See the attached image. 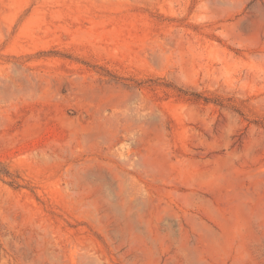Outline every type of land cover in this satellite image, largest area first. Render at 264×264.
<instances>
[{
  "label": "rangeland",
  "instance_id": "1",
  "mask_svg": "<svg viewBox=\"0 0 264 264\" xmlns=\"http://www.w3.org/2000/svg\"><path fill=\"white\" fill-rule=\"evenodd\" d=\"M0 264H264V0H0Z\"/></svg>",
  "mask_w": 264,
  "mask_h": 264
},
{
  "label": "trees",
  "instance_id": "2",
  "mask_svg": "<svg viewBox=\"0 0 264 264\" xmlns=\"http://www.w3.org/2000/svg\"><path fill=\"white\" fill-rule=\"evenodd\" d=\"M4 173H6V171L4 169L0 168V174H4Z\"/></svg>",
  "mask_w": 264,
  "mask_h": 264
}]
</instances>
